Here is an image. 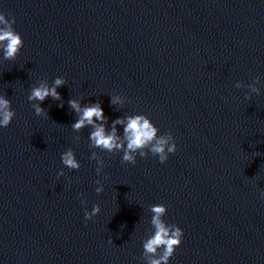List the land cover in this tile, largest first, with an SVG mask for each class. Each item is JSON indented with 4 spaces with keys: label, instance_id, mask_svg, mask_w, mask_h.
I'll return each instance as SVG.
<instances>
[{
    "label": "water",
    "instance_id": "obj_1",
    "mask_svg": "<svg viewBox=\"0 0 264 264\" xmlns=\"http://www.w3.org/2000/svg\"><path fill=\"white\" fill-rule=\"evenodd\" d=\"M0 11L23 39L15 59L0 51L15 110L0 129V264H146L154 203L183 229L169 264H264V0H0ZM56 76L61 100L36 116L28 93ZM71 98L99 101L109 125L146 114L175 153L129 164L91 149ZM68 147L78 170L61 164Z\"/></svg>",
    "mask_w": 264,
    "mask_h": 264
},
{
    "label": "clouds",
    "instance_id": "obj_2",
    "mask_svg": "<svg viewBox=\"0 0 264 264\" xmlns=\"http://www.w3.org/2000/svg\"><path fill=\"white\" fill-rule=\"evenodd\" d=\"M14 23V17L9 18L3 11H0V51L3 52L4 60L15 59L23 46V39L20 33L14 29ZM65 83L64 77L56 76L51 83L41 80L31 87L27 99L36 116H48L45 108L41 106L42 102L48 97L61 100V95L57 89ZM253 91L257 90L253 89ZM33 101L38 103H32ZM109 102L112 105L122 104L123 97L119 94L111 95ZM58 106L62 108L64 105L61 103ZM68 106L76 116L71 124L72 130L79 132L83 128H90L87 137L89 147L91 149L98 148L108 153H122V163L135 164L137 156L144 158L149 154L158 158L160 163H164L169 155L175 153L177 149L172 133L169 131L167 136H159V128L146 114L135 113L118 116L109 125L108 117L104 114L99 101L82 105L80 100L71 98L68 100ZM14 116L15 110L11 106V100L0 94V129L8 127ZM117 125L122 126V134L118 133ZM90 159L96 161L95 170L99 175L104 167L103 158L96 151H92ZM60 161L69 170H78L81 166L71 147L60 153ZM57 175L63 176L64 168H61ZM95 184V192L97 194L102 193L104 189L101 181L97 179ZM260 196L264 199V192H261ZM81 203L82 205L86 204V201L81 200ZM148 211L151 213L149 223L152 231L150 235L142 239V255L147 254L146 264H169L170 258L182 242L183 229L179 225L168 223L164 219L167 212L166 205L154 203L149 205ZM99 212V204H93L91 211L85 208V221Z\"/></svg>",
    "mask_w": 264,
    "mask_h": 264
}]
</instances>
